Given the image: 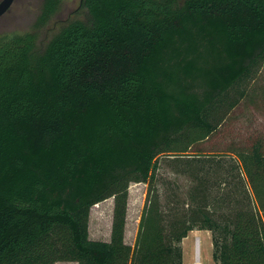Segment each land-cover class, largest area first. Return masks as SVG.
<instances>
[{
  "label": "trees",
  "instance_id": "trees-1",
  "mask_svg": "<svg viewBox=\"0 0 264 264\" xmlns=\"http://www.w3.org/2000/svg\"><path fill=\"white\" fill-rule=\"evenodd\" d=\"M45 0L39 23L55 12ZM86 20L43 47L0 36V264H183L181 242L210 231L214 264H264V144L228 151L252 204L214 217L163 210L160 156L214 135L264 62V0H81ZM193 156L206 159L212 154ZM214 155V154H213ZM147 185L134 246L128 188ZM113 198L110 240L88 237Z\"/></svg>",
  "mask_w": 264,
  "mask_h": 264
},
{
  "label": "rangeland",
  "instance_id": "rangeland-1",
  "mask_svg": "<svg viewBox=\"0 0 264 264\" xmlns=\"http://www.w3.org/2000/svg\"><path fill=\"white\" fill-rule=\"evenodd\" d=\"M45 0H15L0 19V36L33 33L37 48H41L59 29L72 20H86L87 13L81 0H58L57 8L43 24L39 23ZM256 77L247 85V97L224 117L218 131L209 139L193 146L183 156H160L155 189L163 210L186 216L190 212L189 197L214 217L234 215L252 204L254 198L250 183L239 168L237 158L228 151L242 150L259 141L264 144V62ZM212 154L206 159L193 155ZM214 154V155H213ZM148 187L131 183L128 188L124 242L134 246L140 215ZM253 205V204H252ZM251 207H254L251 206ZM113 198L92 207L88 218L90 240H110ZM264 218V213H260ZM187 234L180 244L183 264H214L212 260L211 232ZM198 241V250L196 242ZM56 264H76L57 262Z\"/></svg>",
  "mask_w": 264,
  "mask_h": 264
},
{
  "label": "water",
  "instance_id": "water-1",
  "mask_svg": "<svg viewBox=\"0 0 264 264\" xmlns=\"http://www.w3.org/2000/svg\"><path fill=\"white\" fill-rule=\"evenodd\" d=\"M13 0H4L0 4V15H2L12 4Z\"/></svg>",
  "mask_w": 264,
  "mask_h": 264
},
{
  "label": "flooded vegetation",
  "instance_id": "flooded-vegetation-1",
  "mask_svg": "<svg viewBox=\"0 0 264 264\" xmlns=\"http://www.w3.org/2000/svg\"><path fill=\"white\" fill-rule=\"evenodd\" d=\"M4 0H0V4L3 2ZM14 1L15 0H13V2H12V4L14 3ZM12 4H11V6H12ZM10 6V7H11ZM10 7L2 14V15H0V19L9 11V9H10Z\"/></svg>",
  "mask_w": 264,
  "mask_h": 264
},
{
  "label": "crops",
  "instance_id": "crops-1",
  "mask_svg": "<svg viewBox=\"0 0 264 264\" xmlns=\"http://www.w3.org/2000/svg\"><path fill=\"white\" fill-rule=\"evenodd\" d=\"M200 232H202V231H195V233H193V234H198V233H200ZM198 249V248H197ZM198 264H200L199 262H198Z\"/></svg>",
  "mask_w": 264,
  "mask_h": 264
},
{
  "label": "bare ground",
  "instance_id": "bare-ground-1",
  "mask_svg": "<svg viewBox=\"0 0 264 264\" xmlns=\"http://www.w3.org/2000/svg\"><path fill=\"white\" fill-rule=\"evenodd\" d=\"M195 246H196V248H198V245H197V243H196V245H195ZM197 250H198V249H197ZM196 261H197V263H198V259H197V258H196Z\"/></svg>",
  "mask_w": 264,
  "mask_h": 264
},
{
  "label": "built area",
  "instance_id": "built-area-1",
  "mask_svg": "<svg viewBox=\"0 0 264 264\" xmlns=\"http://www.w3.org/2000/svg\"><path fill=\"white\" fill-rule=\"evenodd\" d=\"M196 243H197V245H198V241H197Z\"/></svg>",
  "mask_w": 264,
  "mask_h": 264
}]
</instances>
